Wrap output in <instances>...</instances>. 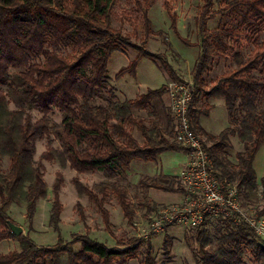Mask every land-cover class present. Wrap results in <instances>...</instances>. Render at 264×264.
Here are the masks:
<instances>
[{
	"label": "trees",
	"instance_id": "1",
	"mask_svg": "<svg viewBox=\"0 0 264 264\" xmlns=\"http://www.w3.org/2000/svg\"><path fill=\"white\" fill-rule=\"evenodd\" d=\"M115 1L0 0V109L3 111L9 103H14L22 110L28 107L43 115L34 125L19 126L15 121L18 114L14 112L8 124L0 127V243L8 240L20 243L19 250L0 254V264H48L49 260L55 263L62 254L69 256L71 264H127L130 255V251L111 249L89 237L76 240L82 250L75 253L62 242L56 247L42 248L29 236L16 237L12 233V207L26 206V218L33 223L38 204L47 194L43 165L32 166L35 141L53 135L62 153L49 148L42 160L52 162L56 157H64L71 170L80 174L103 172L111 181L126 175L135 161L153 162L163 153L187 152L177 143L176 135L172 142L158 123L149 128L134 115V111L144 110L152 101L161 100L168 92L166 88L150 89L139 98L121 102L109 86L108 66L112 56L137 49L113 27ZM134 1L143 15L148 37L152 34L148 11L153 0ZM214 1L206 0L200 19L204 37L194 75L189 118L196 135H205L212 142L208 147L203 140L216 177L226 185L235 182L237 192L252 199L259 188L254 161L264 148V0H216L220 8L208 16ZM217 15L232 21V27L223 24L209 30L207 21ZM170 16L179 40L193 47L194 44L180 36L177 17L171 13ZM152 56L142 52L117 78L126 74L135 76L140 60ZM214 58L228 59L235 68L216 78L209 87L202 76ZM200 93L212 101H224L229 113L230 127L217 137L210 136L195 122L192 109ZM100 100L105 104H96ZM54 109L62 115L59 125L50 117ZM133 129L141 132L143 143L133 137ZM15 133L21 137L20 141ZM235 135L243 141L244 151L237 154L234 165L226 158L225 151L231 147L229 138ZM7 156L11 165L5 172L1 164ZM63 182L64 176L58 172L50 215V224L60 238ZM74 185L96 206L106 225L110 223V212L106 209L110 196L117 198L125 217L132 221L126 188L103 182L94 190L78 180ZM140 185L144 190L184 193L181 188L155 180L141 181ZM261 185L264 193V178ZM142 205L160 207L149 200ZM77 209L84 219L80 204ZM258 216L264 217V206ZM239 220L240 225L234 232L219 239L218 250L206 252L205 242L202 243V264H242L243 246L251 249L256 264H264V243L254 229ZM142 264H158L150 248Z\"/></svg>",
	"mask_w": 264,
	"mask_h": 264
},
{
	"label": "rangeland",
	"instance_id": "2",
	"mask_svg": "<svg viewBox=\"0 0 264 264\" xmlns=\"http://www.w3.org/2000/svg\"><path fill=\"white\" fill-rule=\"evenodd\" d=\"M206 4V0H153V5L148 11L152 34L146 37L147 29L143 15L138 12L135 1H115L113 27L120 30L123 36L128 37L138 49H127L124 53H115L109 61L108 82L117 100L123 102L136 99L147 94L150 89L166 88L169 91V86L175 83H187L194 86V75L202 55L201 43L204 37L201 33L200 19ZM219 8L220 5L215 0L208 16L216 14L215 12ZM168 10L177 17L180 36L194 44L193 47H188L179 40L172 28V19ZM223 24L232 27L233 22L224 20L218 15L207 21L209 30H214ZM142 52H148L153 56L140 60L138 75L137 73L135 76L126 74L117 78V74L134 60L140 58ZM244 54H248L246 50ZM234 68L235 64L232 61L214 58L202 78L210 87L216 78ZM164 97L161 100L152 101L144 110L134 111V115L149 128L153 123H158L166 137L174 142L176 120L166 107V99H169ZM96 104H105V102L100 100ZM192 110L195 122L197 121L196 123L210 136L217 137L230 127V117L224 101H212L200 93L197 95V104ZM14 112L18 114L15 121L19 126L34 125L43 117L38 111H32L28 107L22 110L14 103H9L3 111L0 109V127H5L8 124L7 120ZM50 117L58 125L62 122V115L56 109L52 111ZM131 133L140 143L144 142L140 131L133 129ZM14 135L20 141L19 134L15 133ZM200 136L208 147L212 145L205 135L200 134ZM229 141L231 147L226 149L225 156L235 165L237 154L244 151V143L237 135L230 137ZM34 147L32 166L36 167L40 163L43 165L42 171L47 183L46 197L39 202L33 223H30L26 218V206H13L10 210V217L14 224L23 228L24 235L29 236L38 247H56L59 242H62L63 245L72 248L75 253H79L82 247L80 243H75L76 240L80 237H89L111 249L130 251L127 264H142L148 248H150L152 258L158 264H202V243L205 242L206 252H214L219 249V239L234 232L236 226L240 225L239 219L219 217L210 218L203 226L197 228L166 226L164 231L154 233L151 227L154 218L162 208H168L170 205H163L157 209H154L153 205L151 208L142 205L146 204L148 200L146 191L141 187L140 182L150 183L154 181L151 177L141 179L138 184L128 174L111 181L103 172L80 174L71 170L64 157H56L52 162L44 161L42 156L49 148H54L59 154L62 153L60 143L53 135L35 141ZM168 153L167 157L173 159V165L179 173L174 171L173 174L176 173L178 176H169L170 179L167 181L170 186L185 190L179 177L183 166L174 159L181 158L183 153L189 159L188 154L187 152ZM184 157L181 159L183 162L186 160ZM10 165L11 159L7 156L1 164V168L7 172ZM58 172L64 176L60 192V200L64 208L60 223L61 238L59 232L55 231L50 224L54 202L53 187ZM76 180L94 190L97 185L103 182L126 188L131 202L132 221L125 217L117 198L110 196L106 201V209L110 212V223L106 225L103 215L96 206L87 196L78 192L74 185ZM232 185L237 186L235 182H232ZM258 185L256 196L252 199H246L244 193L242 195L238 193L241 209L247 213L248 217L255 220L260 219L258 215L264 206L261 181H258ZM78 204L81 205L84 219L81 218L77 209ZM205 237L207 241H201ZM258 237L264 243V235ZM19 248V241L8 240L0 243V254H8L19 250ZM242 251V264H256L249 247L243 246ZM48 264H71V262L67 254H62L55 263L49 260Z\"/></svg>",
	"mask_w": 264,
	"mask_h": 264
},
{
	"label": "built area",
	"instance_id": "3",
	"mask_svg": "<svg viewBox=\"0 0 264 264\" xmlns=\"http://www.w3.org/2000/svg\"><path fill=\"white\" fill-rule=\"evenodd\" d=\"M167 95L176 120V141L187 149L189 160L179 175L185 187L183 201L162 208L152 222V232H162L166 226L197 228L210 218L224 217L241 219L258 236L264 235V217L255 220L241 209L236 188L216 177L204 141L192 129L191 84H171Z\"/></svg>",
	"mask_w": 264,
	"mask_h": 264
},
{
	"label": "crops",
	"instance_id": "4",
	"mask_svg": "<svg viewBox=\"0 0 264 264\" xmlns=\"http://www.w3.org/2000/svg\"><path fill=\"white\" fill-rule=\"evenodd\" d=\"M138 72L139 67L137 68V75ZM165 97L168 98V95L166 94ZM168 103L169 100L166 99V107L169 109ZM168 154L169 153L161 154L157 158V160L153 162H133L131 164L130 170L127 173L128 176L132 177L137 184L141 181V179L145 177H151L153 180L158 181V183L162 185L170 186L167 181L170 179L169 176H178V174H173V172H179L175 169L176 167L173 165V159L167 157ZM183 154L185 155V153ZM184 155H181V158L174 159L176 162L179 161V163H181V166H183L182 170L184 169L189 160L187 159V155H185L186 160L183 162L181 159H183ZM254 168L257 173L258 181H262V179L264 178V148H262L256 155L254 161ZM145 191L148 200L154 202L155 204H158L159 206L177 204L182 202L184 199V193L164 192L153 188L147 189Z\"/></svg>",
	"mask_w": 264,
	"mask_h": 264
},
{
	"label": "water",
	"instance_id": "5",
	"mask_svg": "<svg viewBox=\"0 0 264 264\" xmlns=\"http://www.w3.org/2000/svg\"><path fill=\"white\" fill-rule=\"evenodd\" d=\"M10 228L12 230V233L16 236L19 237L21 235H24V230L22 227L17 226L14 223H10Z\"/></svg>",
	"mask_w": 264,
	"mask_h": 264
}]
</instances>
